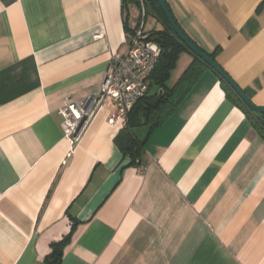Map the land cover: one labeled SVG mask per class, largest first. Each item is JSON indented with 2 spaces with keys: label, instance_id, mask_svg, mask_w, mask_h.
Returning a JSON list of instances; mask_svg holds the SVG:
<instances>
[{
  "label": "crops",
  "instance_id": "1",
  "mask_svg": "<svg viewBox=\"0 0 264 264\" xmlns=\"http://www.w3.org/2000/svg\"><path fill=\"white\" fill-rule=\"evenodd\" d=\"M164 1L264 105V0ZM146 10L143 32L166 30ZM139 19L136 0H0V264H48L65 237L58 264H264V132L209 67L156 126L109 124L107 101L64 136L57 109L98 89Z\"/></svg>",
  "mask_w": 264,
  "mask_h": 264
},
{
  "label": "built area",
  "instance_id": "2",
  "mask_svg": "<svg viewBox=\"0 0 264 264\" xmlns=\"http://www.w3.org/2000/svg\"><path fill=\"white\" fill-rule=\"evenodd\" d=\"M140 11L138 27L128 34L124 53L110 51L107 66L98 89L81 99L67 101L57 109L62 117L64 136L74 145L85 133L99 109L108 101L113 104L107 122L126 125L128 111L137 99L147 93L149 80L156 65L160 47L143 32L146 0H137ZM95 35V38H98ZM143 171L142 167H138Z\"/></svg>",
  "mask_w": 264,
  "mask_h": 264
},
{
  "label": "trees",
  "instance_id": "3",
  "mask_svg": "<svg viewBox=\"0 0 264 264\" xmlns=\"http://www.w3.org/2000/svg\"><path fill=\"white\" fill-rule=\"evenodd\" d=\"M126 3L130 0H122ZM133 1V0H131ZM137 1V0H136ZM153 5L158 15L163 19L166 30L152 31L148 33V38L157 42L160 47V53L150 75L149 89L155 85V92L152 94L145 93L142 97L136 100L128 111L127 127H137L140 125L148 124L149 127L156 126L172 111V109L179 102L182 95L190 88L195 82L196 78L201 73L203 66H207L201 59L191 53L173 34L162 10L155 0H146ZM138 3V1H137ZM195 44V43H194ZM186 50L192 54L193 60L184 70L180 78L172 85L169 86V80L172 69L174 68L179 54ZM206 53V52H205ZM209 57L215 61L214 53H207ZM208 67V66H207ZM216 74V73H215ZM217 75V74H216ZM218 76V75H217ZM219 77V76H218ZM225 89L226 96L239 107L248 117L252 123L261 126L264 132V121H257L252 114L248 111L242 101L236 96L232 89L219 77ZM148 89V91H149ZM161 90V92H159ZM147 91V92H148ZM134 109L132 117L130 116L131 110ZM255 121V122H254ZM136 152H131L134 159L138 152V141L134 140ZM133 159V160H134ZM67 237L51 244V251L46 255L45 261L48 264H58L61 258V249Z\"/></svg>",
  "mask_w": 264,
  "mask_h": 264
},
{
  "label": "water",
  "instance_id": "4",
  "mask_svg": "<svg viewBox=\"0 0 264 264\" xmlns=\"http://www.w3.org/2000/svg\"><path fill=\"white\" fill-rule=\"evenodd\" d=\"M162 10L173 34L178 40L196 57L201 59L214 73H216L236 94L242 101L252 116L259 122L264 121V105L254 104L244 93V91L235 83V81L222 69V67L214 60H212L205 51L201 50L195 45L181 30L175 21L169 7L164 0H155ZM161 92V90H159Z\"/></svg>",
  "mask_w": 264,
  "mask_h": 264
},
{
  "label": "rangeland",
  "instance_id": "5",
  "mask_svg": "<svg viewBox=\"0 0 264 264\" xmlns=\"http://www.w3.org/2000/svg\"><path fill=\"white\" fill-rule=\"evenodd\" d=\"M171 81V80H170ZM169 82V81H168ZM153 92H155V85L153 84V86L149 89V91L147 92V94H152Z\"/></svg>",
  "mask_w": 264,
  "mask_h": 264
}]
</instances>
